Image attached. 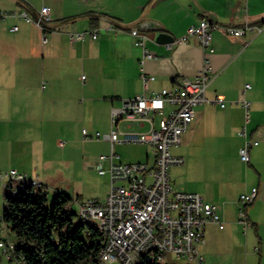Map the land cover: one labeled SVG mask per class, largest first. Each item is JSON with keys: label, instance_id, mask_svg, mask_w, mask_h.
Masks as SVG:
<instances>
[{"label": "crops", "instance_id": "0c3cea01", "mask_svg": "<svg viewBox=\"0 0 264 264\" xmlns=\"http://www.w3.org/2000/svg\"><path fill=\"white\" fill-rule=\"evenodd\" d=\"M44 7L51 9L45 31L36 24ZM0 11L12 15L0 22V175L15 170L40 181L48 194L64 193L66 163L83 159L77 170L83 177L97 173L98 158L111 154L113 109L195 79L207 60L214 76L207 97H223L227 107L197 109L179 146L189 162L175 156L185 159L188 171L195 165L204 183L179 191L217 206L225 223L224 229L206 228L200 247L205 264H264V0H0ZM23 12L34 23L17 17ZM203 21L222 27L213 32L212 52L197 39L175 44ZM247 24L263 30L233 38L223 29ZM138 28L149 34L147 47L156 55L143 67L156 78L149 91L142 80L143 50L130 34ZM94 32L96 41L72 40ZM162 34L168 36L165 43L158 41ZM244 101L251 103L249 120ZM244 128L259 143L249 164L240 157ZM84 131L101 139L85 142ZM121 147L149 146H118L120 163H154L153 150L132 163ZM254 189L259 195L246 208L252 224L246 231L239 222L241 197Z\"/></svg>", "mask_w": 264, "mask_h": 264}, {"label": "built area", "instance_id": "2783aa9c", "mask_svg": "<svg viewBox=\"0 0 264 264\" xmlns=\"http://www.w3.org/2000/svg\"><path fill=\"white\" fill-rule=\"evenodd\" d=\"M51 9L44 7L36 22L45 31L44 24L51 21ZM12 15L0 11V22ZM13 16H17L14 14ZM18 18L28 23L34 20L27 12ZM222 27L203 21L198 26L188 29L186 35L178 39L176 45L188 44L197 39L205 52L213 51V32ZM224 31L233 38L244 37L255 28L249 24L242 27H224ZM18 27L14 28L17 31ZM134 44L143 50L141 62L144 88L149 91L150 84L156 78L144 71V64L156 58L147 43L149 34L141 29L131 31ZM91 36L98 39L96 32L81 33L72 36L73 41H85ZM44 42L47 39L44 38ZM172 48V46H169ZM214 79L209 62L195 79H182L173 90H163L150 96H140L124 101L121 108L112 111V130L110 133L111 154L100 156L96 162V171L101 177H108L110 189L104 201L92 199L79 204L78 217L91 228L97 230L103 238V247L99 255L100 264H167L168 258L184 260L190 264H205L200 247L206 244V228L218 225L225 228L218 207L207 203L196 193H184L174 190L170 170L185 165V159L177 157L172 150L181 146L182 137L196 120L197 109L208 104H217L222 109L227 107L223 97L211 101L207 90ZM251 86H246V91ZM247 119L250 118L251 103L244 101ZM239 135L245 139L240 149L242 162H251V149L259 143L249 140L247 129ZM84 141H99L101 134L90 135L83 132ZM64 143L61 144L63 146ZM120 145H146L152 148L154 163L124 164L118 162ZM105 163L109 164L106 169ZM4 188L13 187L15 194L28 187L45 191L44 185L28 175L10 171L0 175ZM259 195L254 189L250 195L241 197L242 207L239 222L245 230L252 228L246 208L251 206ZM0 249L10 259L15 246L5 241L0 242ZM170 264V263H169Z\"/></svg>", "mask_w": 264, "mask_h": 264}, {"label": "trees", "instance_id": "16d2710c", "mask_svg": "<svg viewBox=\"0 0 264 264\" xmlns=\"http://www.w3.org/2000/svg\"><path fill=\"white\" fill-rule=\"evenodd\" d=\"M5 190L2 220L17 241L10 263L100 264L103 238L70 209L72 198L60 193L48 205V192L28 187L15 194L11 185Z\"/></svg>", "mask_w": 264, "mask_h": 264}, {"label": "rangeland", "instance_id": "374dc122", "mask_svg": "<svg viewBox=\"0 0 264 264\" xmlns=\"http://www.w3.org/2000/svg\"><path fill=\"white\" fill-rule=\"evenodd\" d=\"M87 121L90 120V116L85 115ZM95 125H100V122H96ZM120 150H124L125 160L127 162H139L143 156L145 157L147 152L152 153V149L149 147H141L135 149L134 147H121ZM174 155L183 156L189 162V159L184 156L186 149L184 147L174 148L172 150ZM186 155V154H185ZM76 159V165H71L66 163V181L65 189H63L66 196L73 199L70 209L75 211L77 214L79 212V202H84L92 199H98L104 201L108 195L110 189V182L108 177H101L98 173L87 172L83 177L77 172L81 167L83 159ZM170 177L172 180V185L175 191L180 192L179 190L183 188H196L201 186L204 181H201L197 177L195 165L192 167L191 171L187 170L185 167H174L170 170ZM59 191H52L48 195V205H51L55 198L60 194ZM5 194H9V191H6L2 181H0V242L5 241L16 246V237L13 235L11 230L3 222V215L5 211ZM190 264L184 260H177L176 258H168L167 264ZM0 264H12L8 260L7 256L4 254L3 250L0 249Z\"/></svg>", "mask_w": 264, "mask_h": 264}, {"label": "water", "instance_id": "95a60500", "mask_svg": "<svg viewBox=\"0 0 264 264\" xmlns=\"http://www.w3.org/2000/svg\"><path fill=\"white\" fill-rule=\"evenodd\" d=\"M168 40H169L168 36L163 35V34L158 37V41L163 42V43L167 42Z\"/></svg>", "mask_w": 264, "mask_h": 264}]
</instances>
